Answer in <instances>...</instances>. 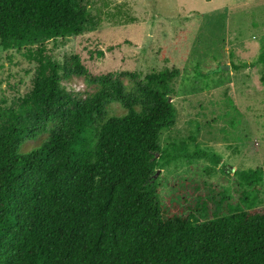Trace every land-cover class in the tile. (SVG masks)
<instances>
[{
    "label": "trees",
    "instance_id": "trees-1",
    "mask_svg": "<svg viewBox=\"0 0 264 264\" xmlns=\"http://www.w3.org/2000/svg\"><path fill=\"white\" fill-rule=\"evenodd\" d=\"M95 27L84 0H0V46L37 64L31 91L0 109V264H264V208L221 196L209 213L208 196L186 213L159 200L157 171L173 161L222 163L186 142L159 144L176 121L178 69L94 76L78 55L47 52ZM73 77L93 91H66ZM31 140L40 142L20 154ZM233 175L258 191L260 169Z\"/></svg>",
    "mask_w": 264,
    "mask_h": 264
},
{
    "label": "rangeland",
    "instance_id": "rangeland-1",
    "mask_svg": "<svg viewBox=\"0 0 264 264\" xmlns=\"http://www.w3.org/2000/svg\"><path fill=\"white\" fill-rule=\"evenodd\" d=\"M96 27L47 42L59 62L78 55L92 75L151 73L178 69L174 126L159 144L186 142L189 152L218 155L230 168L187 155L159 170V200L172 210L209 196L208 212L221 196L243 210L264 208V0H84ZM35 49V47L33 48ZM26 49L0 46V109L32 89L36 62ZM123 83L131 86L129 78ZM66 91L84 97L93 91L82 77L63 80ZM110 113H121L110 103ZM46 137V135L44 136ZM89 141L94 133L88 134ZM194 140V141H193ZM39 140L26 142L23 154ZM260 169L258 191L238 183L235 170Z\"/></svg>",
    "mask_w": 264,
    "mask_h": 264
},
{
    "label": "water",
    "instance_id": "water-1",
    "mask_svg": "<svg viewBox=\"0 0 264 264\" xmlns=\"http://www.w3.org/2000/svg\"><path fill=\"white\" fill-rule=\"evenodd\" d=\"M171 100V99H170ZM159 173V170L157 171V174Z\"/></svg>",
    "mask_w": 264,
    "mask_h": 264
}]
</instances>
